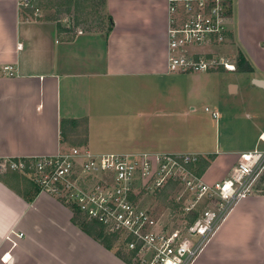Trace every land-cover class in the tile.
Returning a JSON list of instances; mask_svg holds the SVG:
<instances>
[{
  "label": "crops",
  "instance_id": "1",
  "mask_svg": "<svg viewBox=\"0 0 264 264\" xmlns=\"http://www.w3.org/2000/svg\"><path fill=\"white\" fill-rule=\"evenodd\" d=\"M233 1L230 35L250 64L259 105L264 87L253 82H264V0ZM20 8V0H0V162L67 152L63 121L66 134L83 131L84 148L93 154L212 155L204 181L227 177L244 151L191 147L201 142L193 137L201 126L194 119L187 124L192 133L183 136L188 150L179 149L182 116L190 114L179 112L177 75L167 69L166 0H105L111 31L82 36L58 33L51 20L23 19ZM237 93L229 84V94ZM254 126L253 148L245 152L264 148V125ZM18 180L0 173V264L7 253L12 264H126L73 225L56 198L20 196ZM194 264H264V194L239 201Z\"/></svg>",
  "mask_w": 264,
  "mask_h": 264
},
{
  "label": "built area",
  "instance_id": "2",
  "mask_svg": "<svg viewBox=\"0 0 264 264\" xmlns=\"http://www.w3.org/2000/svg\"><path fill=\"white\" fill-rule=\"evenodd\" d=\"M166 2L168 72L236 71L235 57H216L213 51L230 38L233 0ZM64 28L68 34H83L70 22ZM211 115L218 117L215 112ZM259 140L264 143V135ZM198 159L193 154L96 155L72 147L50 157L3 160L0 172L31 176L39 192L76 205L83 216L101 226L104 235L116 237V245L130 255L131 264H194L233 207L253 195L264 170V148L241 153L227 177L211 184L196 174ZM170 187L182 217V225L174 229L136 200L148 190ZM1 261L13 263L9 253Z\"/></svg>",
  "mask_w": 264,
  "mask_h": 264
},
{
  "label": "rangeland",
  "instance_id": "3",
  "mask_svg": "<svg viewBox=\"0 0 264 264\" xmlns=\"http://www.w3.org/2000/svg\"><path fill=\"white\" fill-rule=\"evenodd\" d=\"M25 2L28 3V6H21L22 8L35 9L33 16H31L32 19L53 20L63 29H65L64 27L68 22L86 32H107L109 29L108 16L104 12L105 0H73L70 7L62 5L60 0H20V3ZM47 6H49V9H46ZM230 33H233L232 29H230ZM232 35L228 38L226 45L213 51L216 57H235L236 71L227 72L219 69L196 75L193 73L194 76H189L188 73V75L172 73L177 75L179 88L177 93L178 110L181 115L184 113L190 114L188 117L182 116L184 122L180 124V133L177 137L179 149L182 151L188 150V143L183 139V136L187 132L189 136L192 133L191 130H187V124L193 119L201 124V126L195 127L197 129L194 131L197 133L193 134V137L200 135L201 142H190V146L208 147L209 150H213L215 144L219 145L220 149L241 150V152L252 149L254 137L258 132L256 126H254L255 122L264 125V93L261 98L262 103L259 105L254 103V96L251 93L252 88L248 81L251 74L247 72L251 70V67L248 62L243 65L239 64V54H242V51L239 47H236ZM243 57L245 58L244 55ZM229 84L238 86L237 94H229ZM257 106L259 109L256 108ZM192 108L193 110H191ZM213 112L218 114L217 118L212 117L211 113ZM183 118H181V121ZM259 127L261 126L259 125ZM79 132L72 134L68 141L64 140V146L67 149L78 147L77 144L84 142V133L83 131ZM14 174L20 178H25L36 187L33 177L19 172ZM20 181H22V178ZM20 183L18 186L21 189L24 187V183ZM148 191L136 200L150 210L155 217L160 218L163 224L169 225L173 229L182 225V217L179 215L174 202V187L163 189L160 192ZM256 192L257 194H264V170L254 184V193L256 194ZM113 251L123 255L126 253L118 245L113 246Z\"/></svg>",
  "mask_w": 264,
  "mask_h": 264
},
{
  "label": "trees",
  "instance_id": "4",
  "mask_svg": "<svg viewBox=\"0 0 264 264\" xmlns=\"http://www.w3.org/2000/svg\"><path fill=\"white\" fill-rule=\"evenodd\" d=\"M72 1L73 0H60L62 5H66L68 7H70L72 5ZM46 9H49V6H47ZM35 11V9H24V8H20V14L21 17L24 19L26 17H31L33 16V12ZM23 14L27 15L24 16ZM32 18V17H31ZM53 21V20H51ZM56 22V21H54ZM108 23H109V29H108V33L111 31V28L113 27V23L111 21V18L108 17ZM57 24V31L58 33H63L65 35H69L68 32L61 28V26L56 22ZM245 58L243 57V55L240 53L239 54V64L243 65L245 64ZM238 64V66H239ZM67 123H73V125L75 124V121H66ZM65 127H64V123L63 121L60 123V133L63 137V141L66 139L67 141L69 140V138L72 135L66 134L65 132ZM85 139L84 142L79 143L77 145H79L78 147H84L85 146ZM209 159V161H208ZM214 159V156L210 155L207 157V159L204 158H199L198 162L196 163L194 170L196 172L197 175H202L205 170L209 167L210 161H212ZM9 173H15V172H11V171H7L6 174ZM22 181L24 183V187L23 188H19L18 184H21L19 182V180ZM19 177V180L14 184L16 185L14 187V190L20 195L22 196L24 199L30 201L32 199H34L38 193H39V189L36 188L34 185H32L29 181H27L25 178L23 177ZM17 179V178H16ZM58 202H60L63 206H65L67 209H69L72 213V217H71V223L75 226H77L83 233H85L87 236H89L90 238H92L93 240H95L96 242H98L102 247H104L106 250L108 251H113V246L116 245V237L113 235H104L103 230L101 228V226L93 220H89L87 219L85 216H83L80 211L78 210L77 206L74 205L73 203L69 202L66 199L63 198H59L57 199ZM116 257H118L119 259H121L123 262H125L126 264H130V255L127 253L120 254L119 252H115Z\"/></svg>",
  "mask_w": 264,
  "mask_h": 264
},
{
  "label": "water",
  "instance_id": "5",
  "mask_svg": "<svg viewBox=\"0 0 264 264\" xmlns=\"http://www.w3.org/2000/svg\"><path fill=\"white\" fill-rule=\"evenodd\" d=\"M253 83H254L255 85H258V86L264 87V82H261V81H257V80H255ZM230 91H233V88H232V87L230 88Z\"/></svg>",
  "mask_w": 264,
  "mask_h": 264
}]
</instances>
